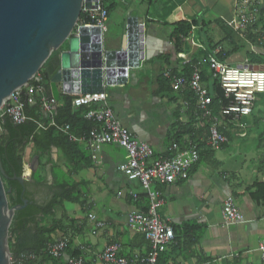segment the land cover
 Listing matches in <instances>:
<instances>
[{
  "label": "crops",
  "instance_id": "obj_1",
  "mask_svg": "<svg viewBox=\"0 0 264 264\" xmlns=\"http://www.w3.org/2000/svg\"><path fill=\"white\" fill-rule=\"evenodd\" d=\"M259 1V18L246 31L251 25L253 28H264V18L260 17L264 2ZM235 3L236 0L104 2L105 7L109 6L111 10L108 12L107 29L102 33L103 42H107L108 47L118 48L126 33L127 19L134 13L138 20L140 48L139 67L128 70L125 82L113 85L103 83L106 106L114 112L123 127L152 148L154 158L173 155V143L180 150L204 144L199 147L198 162L192 165L186 176L171 184H154L161 193L157 213L172 226L174 232V238L162 253L159 264H264V253L258 249L259 244L264 241V202L253 196L255 184L264 183V108L259 106L257 98L249 115L234 120L226 119L220 129L227 131L224 133L227 141L217 150H207V131L204 130L203 121L209 122L197 110L196 95L187 82L195 68L199 69L202 78V66L208 64L209 56L216 55L221 47L215 48L205 61L200 57L189 76L184 70L200 50L206 48L204 40L207 36L215 41L224 37L219 21L226 25L227 21L235 17ZM114 9L118 10L121 18L115 22L116 29L109 32V14ZM178 22L195 25L187 36H179L181 43L175 46L171 26ZM233 32L246 46L243 51L221 61L239 62L247 58L245 50L257 54L256 36L250 31L245 36ZM259 45L264 49V41ZM66 49L67 44H64L58 50L60 53ZM59 53L40 72L44 94L48 97L54 96L44 69L48 67L50 72L55 71ZM161 76L170 79L172 90H159ZM179 76L185 78L186 84L175 90L172 81ZM202 81L209 92L207 82L203 78ZM56 88L58 99L54 98L57 107L61 105L64 96L74 98L79 94L65 92L61 83H57ZM184 88L191 91L195 98V114L194 111L189 112L190 104L181 97ZM224 98L229 104L230 100L225 94ZM102 106L103 103L88 105L89 109ZM40 111L47 117L41 109ZM85 114L86 112L83 114L84 118ZM213 114L216 115L214 111ZM38 124L42 125L41 122ZM55 125L60 130V127L68 124ZM95 125L97 128L98 125ZM3 133L0 120V134ZM63 133L68 138L70 134L77 137L86 135H77L70 127L67 133ZM234 140L242 146L247 143L253 146L257 151L256 158H250L247 162L244 156L232 154L229 150L227 153L226 149ZM73 142L77 147L69 152V160L55 146L44 152L35 150L30 140L24 142L23 146L22 173L28 178L25 184L31 200L40 205L46 204L61 189L70 190L69 197L75 198V201L63 200L55 210V219L62 218L61 228L50 235L46 251L48 252L49 244L64 238V252L60 257L54 258L58 264H68L70 259L76 257L92 260L105 246L118 243L120 256L138 264V260L147 253L148 244L140 233L128 227L127 214L134 210L145 212L149 200L139 182L129 180L120 170V164L127 159L125 149L115 144H103L94 153L87 142ZM34 158L37 165L31 172L30 165L34 163ZM71 158L76 162L71 161ZM26 170H29V174H26ZM130 193L136 194V197H132ZM227 197L234 199L243 215V222H224L221 206ZM90 214L94 218L89 217ZM51 220V217H46L44 223H50ZM97 222H102L103 225L98 226ZM30 255L33 256L30 258H36L35 254H29L28 257Z\"/></svg>",
  "mask_w": 264,
  "mask_h": 264
},
{
  "label": "built area",
  "instance_id": "obj_2",
  "mask_svg": "<svg viewBox=\"0 0 264 264\" xmlns=\"http://www.w3.org/2000/svg\"><path fill=\"white\" fill-rule=\"evenodd\" d=\"M89 2L91 5L96 3V8L83 9L81 12L91 17L92 20L78 24V26L97 27L102 34L107 29L108 11L104 4L105 0H89ZM260 4L259 0H236L235 17L226 22L230 29L241 36H245L250 31L253 36L257 37L259 44L264 41V28H253L252 25L259 18ZM250 24H252L251 28L246 31ZM207 63L212 76L219 79L221 89L226 98L230 100L229 104L222 107L218 115L213 114L212 99L203 84L199 69L193 70L187 85L196 95L197 110L209 122L205 146L210 150H217L227 141L220 129L223 127V122L226 119L234 120L240 116L249 115L257 100V93H264V67H259L248 58L233 63L221 61L215 54L209 56ZM172 82V87L175 90L186 84V80L182 76L173 78ZM103 86L104 84L98 91L79 92L73 98L71 102L73 108L93 103H103V106L89 109L85 114V118L98 125L96 129H91L86 135L78 137L70 134L69 138L72 141L87 142L94 153H97L103 144H115L125 149L127 159L120 164V170L129 180L139 182L149 200L148 209L145 212L134 210L127 214V225L131 230L140 233L148 244L147 253L138 260V264H156L159 255L173 240L174 232L172 226L161 219L157 213V208L161 203V193L154 187V184H171L186 176L192 165L198 162L200 149L193 145L180 150L177 144L173 143L172 148L175 149L173 155L168 158H154L152 148L147 143L139 141L123 127L114 112L106 106V94ZM36 102L46 114L49 123L55 125L54 116L57 101L54 97L45 96L43 78L39 72L33 75L25 86L8 97L0 109V120L3 116H8L14 124H21L31 119L25 113V107L34 105ZM60 130L67 133L69 125L60 127ZM130 195L136 197L134 193H130ZM221 214L227 224L244 221L243 215L232 197L223 200ZM89 217L94 218L92 214ZM97 225L102 226L103 223L97 222ZM65 246L66 240L59 238L49 244L47 250L51 256L60 257ZM258 249L264 253V241L259 244ZM68 264L135 263L120 256L118 243H111L96 254L92 260L76 257L70 259Z\"/></svg>",
  "mask_w": 264,
  "mask_h": 264
},
{
  "label": "water",
  "instance_id": "obj_3",
  "mask_svg": "<svg viewBox=\"0 0 264 264\" xmlns=\"http://www.w3.org/2000/svg\"><path fill=\"white\" fill-rule=\"evenodd\" d=\"M91 8H96V3L91 5L89 0H0V109L64 44L67 49L60 51L55 71L44 69L56 99L57 83L67 93L98 91L103 83L125 82L128 70L139 67L135 14L127 19L119 47L111 48L97 27L78 26L81 11ZM36 165V160L31 163V172ZM2 175L6 174L0 158V264H10L9 226L14 212L28 201L9 207ZM12 179L24 186L28 178L20 175Z\"/></svg>",
  "mask_w": 264,
  "mask_h": 264
},
{
  "label": "trees",
  "instance_id": "obj_4",
  "mask_svg": "<svg viewBox=\"0 0 264 264\" xmlns=\"http://www.w3.org/2000/svg\"><path fill=\"white\" fill-rule=\"evenodd\" d=\"M106 9L109 12L111 7L108 6ZM262 15H264V4L261 7L260 13V17L264 18ZM89 20H92L91 17L81 12L77 23L82 24ZM219 23L225 33L224 37L215 41L212 37L207 36L206 40H204L206 48L201 49L198 55L185 66L184 70L187 76L190 75L193 65L200 57L205 61L208 55L213 53L214 49L218 46L221 47V50L216 52V57L219 60H226L230 55L244 50L246 44L241 42L234 32L222 21H219ZM193 25L195 24L178 22L171 26V33L174 36L175 46L181 43V38L179 36H187ZM255 46L256 49H258V52H256L257 54L245 50V55L252 63L264 66V49L258 43H256ZM58 53L59 50L52 52L43 66H47L51 63L57 57ZM41 69L38 71L39 73ZM173 73H175V71ZM201 74L203 80L207 82V86L209 87L213 111L218 115L220 109L228 104V101L224 98V92L220 88L219 79L212 76L208 64L202 66ZM159 86L160 91L172 90L170 79L165 76L160 77ZM184 90L181 97L190 104L189 112L192 113V111L195 110V98L191 91L186 90V88H184ZM257 98H259L260 101L259 106L264 108V93H257ZM72 99L73 98L68 96L63 97L61 105L56 109L54 122L57 125L68 124L71 131L77 135H82L83 133L87 134L90 129L96 128L95 123L86 120L83 115L90 107L82 105L73 109L71 105ZM25 113L31 119L21 124H14L8 116H3L1 118V126L4 133L0 134V158L6 174L2 175L1 178L6 190L7 202L9 207H12L22 204L23 199H27L28 201L23 209L14 212L9 226L8 247L10 251V264H58L57 260L46 251V245L50 242V235L55 230L61 228L62 218L55 219V210L61 206L63 200L75 201V198L69 197L70 190L61 189L49 202L40 205L31 200L26 184L23 186L16 179L12 178L22 174L24 142L30 140L35 150L41 152L46 151L51 146H55L60 149L67 160L70 159L68 157L69 152L74 151L77 144L70 141L68 136L60 131L56 125L49 123L48 118L41 114L37 102L34 105L26 106ZM193 114H195V111ZM39 122H41L42 126H39ZM203 123L204 130L208 131V123L204 121ZM221 130L223 131V128ZM223 133H227V131H223ZM200 145L204 144L200 143L197 146L200 147ZM207 150L210 149L207 148ZM71 161L76 162L74 159ZM24 187L25 190L23 192ZM255 188L256 191L253 193V196L256 197V200L264 202V183H256ZM141 199L146 201V198L142 197ZM46 217L52 218L50 223H44ZM62 217L64 218V214H62ZM29 254H35L36 258L28 257ZM161 255L162 254L159 255L156 264L160 263Z\"/></svg>",
  "mask_w": 264,
  "mask_h": 264
},
{
  "label": "rangeland",
  "instance_id": "obj_5",
  "mask_svg": "<svg viewBox=\"0 0 264 264\" xmlns=\"http://www.w3.org/2000/svg\"><path fill=\"white\" fill-rule=\"evenodd\" d=\"M109 18L111 19L109 32H113L117 27L115 22L118 20V18H121L118 10L114 9L109 14ZM247 144H249V143H247ZM247 144H245V146L244 145L242 146L240 143H238V142H236V140H234L230 143L229 147L226 149V152L229 153V151H230V153H232V154L236 153V154H238V156H240V155H241V157L244 156V159H246L248 162L250 158H256L257 151L255 149H253V146L247 145Z\"/></svg>",
  "mask_w": 264,
  "mask_h": 264
},
{
  "label": "bare ground",
  "instance_id": "obj_6",
  "mask_svg": "<svg viewBox=\"0 0 264 264\" xmlns=\"http://www.w3.org/2000/svg\"><path fill=\"white\" fill-rule=\"evenodd\" d=\"M26 174H29V170H26Z\"/></svg>",
  "mask_w": 264,
  "mask_h": 264
}]
</instances>
